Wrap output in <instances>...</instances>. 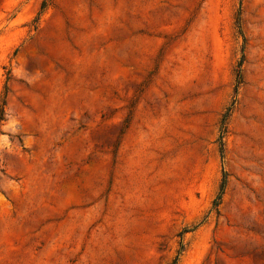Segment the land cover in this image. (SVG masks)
<instances>
[{
    "label": "rangeland",
    "instance_id": "1",
    "mask_svg": "<svg viewBox=\"0 0 264 264\" xmlns=\"http://www.w3.org/2000/svg\"><path fill=\"white\" fill-rule=\"evenodd\" d=\"M3 106L0 264H264V0H0Z\"/></svg>",
    "mask_w": 264,
    "mask_h": 264
},
{
    "label": "trees",
    "instance_id": "2",
    "mask_svg": "<svg viewBox=\"0 0 264 264\" xmlns=\"http://www.w3.org/2000/svg\"><path fill=\"white\" fill-rule=\"evenodd\" d=\"M5 104V103H4ZM4 115H5V108H4V106L0 109V123H1V121L2 120H4ZM225 119L224 120H222V124H221V129H220V140H222V138H223V135H224V132H225ZM224 186H225V181H223V183H222V185H221V190H220V192H219V194H218V196H217V199L215 200V202H214V207L216 208L218 205H219V203H220V199H221V197H222V193H223V189H224ZM177 260H178V256L174 259V261H173V264H176V262H177Z\"/></svg>",
    "mask_w": 264,
    "mask_h": 264
}]
</instances>
